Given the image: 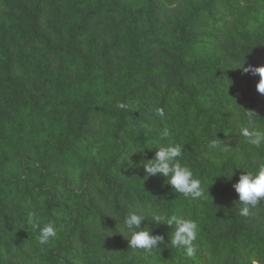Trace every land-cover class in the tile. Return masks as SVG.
Returning <instances> with one entry per match:
<instances>
[{
    "label": "trees",
    "instance_id": "trees-1",
    "mask_svg": "<svg viewBox=\"0 0 264 264\" xmlns=\"http://www.w3.org/2000/svg\"><path fill=\"white\" fill-rule=\"evenodd\" d=\"M243 64L264 66V0H0V264H264V200L241 216L233 187L264 165L238 134L249 111L264 129ZM164 143L201 200L146 178ZM129 211L165 244L131 250ZM154 212L198 222L194 257Z\"/></svg>",
    "mask_w": 264,
    "mask_h": 264
},
{
    "label": "clouds",
    "instance_id": "clouds-1",
    "mask_svg": "<svg viewBox=\"0 0 264 264\" xmlns=\"http://www.w3.org/2000/svg\"><path fill=\"white\" fill-rule=\"evenodd\" d=\"M242 69L244 74L253 76L259 75L260 79L256 85L258 93L264 94V66L248 65L238 68ZM124 107V105H120ZM254 111L247 113V126H239L238 134L247 138L250 144L257 147L264 145V129L256 128L252 122V114ZM156 114L160 117L164 116V110L156 109ZM161 137L169 136L168 130L165 128L161 133ZM155 155L151 159L142 161V167L146 172V178L151 176H163L166 183L170 185L175 193H181L184 197L191 198L194 201L201 200L205 195V186L202 181L197 178L194 171L183 164V148L179 143H164L155 148ZM144 149L137 152H145ZM235 171L226 175L231 180ZM235 192L238 194L239 203L242 207L239 209V215L248 216L250 208L255 207L261 200H264V165L253 172H242L239 180L233 185ZM152 220L156 225H167L172 230L170 243L173 247L182 249L187 257L191 258L197 254V241L199 235V224L197 221L185 218L178 213L168 215L167 213L154 212ZM146 217L134 211H129L124 217V228L130 234L126 237L131 250H143L152 252L160 248L161 244H165L164 237L159 234H153V229L145 225ZM58 229L53 223L40 227L39 242L41 245L49 243L57 236ZM167 246V244H166Z\"/></svg>",
    "mask_w": 264,
    "mask_h": 264
}]
</instances>
